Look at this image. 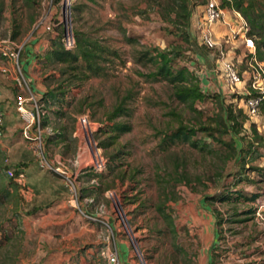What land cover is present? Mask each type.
<instances>
[{"label":"rangeland","instance_id":"374dc122","mask_svg":"<svg viewBox=\"0 0 264 264\" xmlns=\"http://www.w3.org/2000/svg\"><path fill=\"white\" fill-rule=\"evenodd\" d=\"M35 1L38 5L35 12L23 8L22 0L11 2L20 34L12 39L17 28L14 24L9 26L1 16L0 38L25 46L38 35L48 41L49 47L50 38L58 34L63 38L67 27L72 34L85 33L102 47L116 51L120 59L105 58L101 62L104 69L101 77L91 78L80 86L74 81L68 88V77L59 74V66H47L38 59L35 75L42 79L46 90L61 87L58 93H63L61 102L43 108L41 119L44 127L52 129V136L42 141L41 153L59 171L41 169L34 155L36 166L30 181H40L47 175L50 181L58 182L63 197L42 205L41 211L34 213L35 202L31 201L27 188L17 192L19 199L14 191L10 192V198L0 206V241H3L0 264H58L60 258L91 248L93 254L83 256L81 264H107L101 252L108 248L103 243L110 237L107 227L110 218L118 236L129 244L136 263L200 264L205 237L193 219L199 210L203 211V204L216 222L222 221L219 241L211 251L212 264H264V111L256 119L247 118L240 134L233 136L237 149L243 151L238 156L232 155L206 134L211 133L224 143L232 140L218 127L215 116L220 114L221 106L232 104L236 109L242 108L243 86L226 87L225 92L219 85L205 89V94L216 97L197 103L196 111H192L172 97L167 85L141 76L151 70L134 62L135 51L143 48L180 47L184 54L177 60V66L187 67L199 81L205 76V68L192 56L194 45L188 46L180 28L171 24L173 0H69L66 15L63 0ZM251 1L257 11L264 12V0ZM206 2L189 0L191 13L197 19ZM32 13L34 23H30ZM38 19L52 24L53 30L35 33ZM189 28L191 34V24ZM226 39L210 53L215 51L213 55L220 58L218 48H221L226 60L227 54L233 52L234 59L227 61L242 75L249 70V51L241 35ZM236 40L239 43L233 44ZM238 56H242L240 60ZM257 61L264 65V61ZM218 75L222 79L220 70ZM117 104L129 109L130 116L118 118L117 122L128 124L131 131L121 135L112 147L103 149L99 143L106 141V136L96 138V134ZM81 116L88 117L95 126L96 148L92 151L78 126ZM252 124L256 134L250 128ZM180 125L194 130L192 140L204 141L207 147L198 149L177 143L165 149L163 141ZM53 137L57 138L50 140ZM250 144L254 146L252 155L247 153ZM114 155L118 157L113 162L116 168L109 173L107 165ZM96 157L105 161L106 168L100 173L89 170L93 169ZM240 157L244 160H239ZM7 158L0 148V190L8 181L3 166L14 169L5 161ZM93 174L102 176L97 178ZM65 177L75 178L79 197L87 199V205L80 201L77 208L70 202ZM107 193H112L113 198ZM228 195L229 201L220 200ZM238 195L241 197L236 198ZM254 195L258 197L255 201L244 200ZM164 202L173 219L175 234L157 212ZM79 211L94 219L76 232L73 228L80 224L79 218L83 219ZM72 247L79 248L74 251Z\"/></svg>","mask_w":264,"mask_h":264},{"label":"trees","instance_id":"16d2710c","mask_svg":"<svg viewBox=\"0 0 264 264\" xmlns=\"http://www.w3.org/2000/svg\"><path fill=\"white\" fill-rule=\"evenodd\" d=\"M221 8L230 11H235L239 13L248 25L247 36L254 40L256 49V58L260 61H264V12L257 11L253 1L251 0H220ZM23 8L28 10H33L35 12V7H37V1L35 0H22ZM189 0H173L170 7L171 13L174 14V18L171 20V24L176 28H180L183 41L192 46L194 42L192 39V34H190V19L191 10L189 8ZM1 8H0V18H1ZM35 19L33 13L30 16V23H34ZM17 29L16 32H12V39H15L19 35L18 25H15ZM75 39V48L68 51L64 48L62 43V37L58 34L57 37L50 38V45L47 50L37 59L39 61L43 60L47 66H59L57 70L61 76H67L66 82L70 85L76 81L78 86L86 82L91 78H98L104 74V69L101 66V62L105 61V58L111 57L114 59H120L118 53L114 50L102 47L97 41L92 40L85 33L75 32L73 34ZM256 39V41H255ZM128 42L131 39L127 40ZM183 50L180 47L173 48L172 50L165 49L160 50L158 48H143L140 51H135L134 62L139 64L144 69H150L151 71L147 74H142L146 80L154 83H164L172 91V97L184 106H187L190 110H195V105L201 103L207 99L215 98L216 96L205 94L203 91L200 81L187 67H178L177 60L183 56ZM47 87V86H46ZM61 87H57L53 90H46L45 95L38 100L41 108L46 107L49 104H55L61 102L58 91ZM261 110L264 111V102L262 103ZM81 113L80 112H76ZM63 117L66 113L61 114ZM129 109L124 107L122 104H117L112 112L106 117V124L99 129L96 134V138L100 136H106V141L99 143V147L107 149L116 144L119 137L123 134H127L131 131L128 124L117 122L118 118L129 117ZM247 120L246 115L242 109H236L232 104L221 106L220 114L215 116V122L218 127L222 130L223 134L230 135L232 140L229 143H224L220 139H215L214 135L207 133L206 135L219 142L222 146L228 148L232 155H240L243 149H237L235 140L233 136H237L243 129L244 123ZM42 126L44 127V122L42 121ZM253 133L256 134L255 126L252 124L250 126ZM208 131V129H202ZM196 134L194 130H189L188 128L180 125L177 130H175L171 135H168L163 141L165 149H168L171 145L177 143L189 144L193 148L204 149L207 144L203 141H193V137ZM57 137H53L55 139ZM253 145H249L247 153L252 155L254 153ZM117 155L111 157V163L107 165V170L113 172L116 166L113 164L117 160ZM243 161V158H239ZM21 167L24 165H18L14 167L15 171L23 172ZM106 168V167H105ZM9 168L3 166L2 170L5 172ZM94 171L93 169H89ZM255 171H260L258 169H253ZM243 173H239L240 178H244ZM94 177H101L102 175L93 174ZM8 178V177H7ZM98 186V184L96 185ZM97 188V187H96ZM100 190L99 188H97ZM22 187L16 184L12 179L8 178V181L4 188L0 190V206L5 200L10 198V192L14 191L15 196L18 197L17 192H21ZM81 191V190H80ZM240 198L241 196L238 195ZM83 197L80 195V200L83 201ZM258 197L254 195L250 199L244 198L246 201H255ZM210 199V198H207ZM230 195L221 198L220 200L229 201ZM165 202L164 204L157 207V212L161 216L170 231L175 234L176 230L174 227L173 219L166 211ZM41 211V208L34 209V213ZM17 214V213H16ZM221 219L217 220V226L220 227ZM3 241H0V248L2 247ZM212 264V261H211Z\"/></svg>","mask_w":264,"mask_h":264},{"label":"crops","instance_id":"0c3cea01","mask_svg":"<svg viewBox=\"0 0 264 264\" xmlns=\"http://www.w3.org/2000/svg\"><path fill=\"white\" fill-rule=\"evenodd\" d=\"M12 1L14 0H10V3H7V0H0V8L2 11L1 16L4 21L6 19V23L9 26L11 24H14V26L19 24L16 21L17 19L15 15H12V12L14 11L11 5ZM224 13V22L216 24L213 29L215 39L220 47L224 37L228 34V25L233 27L239 26V23H235L234 21V12L224 9ZM2 18H0V20ZM196 22L197 18L192 14L190 19V24L193 28L192 32L196 26ZM7 33L10 34V31H7ZM232 43L235 44L239 42L236 40ZM48 44V41L43 40L41 36L37 35L36 37H32L27 45L24 46L20 56V69L25 81L24 89H18L11 76L0 74V112L3 114V137L0 140V148L4 151V154L9 157L5 161L8 162V164L10 163L12 167L24 165V167H21L20 169H22L24 174L25 187L27 186L28 195H30L31 201L35 202L36 208H41V206L46 203H54L57 200H60V198L63 197V191L57 188L58 182L50 181V179H48L49 177L47 178V175H43L40 181H30V174H33L32 170L36 166H34L33 163L36 161L33 160L34 152L32 150V142H26L22 138L21 133L24 127V121L16 111L15 98L17 95H23L26 97L32 95L36 100H40L45 95L46 86L43 84L42 79L35 75V68L37 67V57L48 48ZM193 45L192 56H194L196 62L203 65L205 68V76L200 77V85L202 89L209 90L213 89L214 86L219 85L222 88V91L225 92L226 86L224 81L218 75V70H220L222 62L218 59L217 55H213L216 54V52L214 51L211 54L210 51L200 47L198 44ZM241 57L242 56H238V60H240ZM233 59L234 54L230 51L226 56V60ZM3 64H6V66L12 71L13 65L11 63ZM8 168H11L10 165ZM30 186H32V188H30ZM205 206V204L202 205L203 211L199 210L193 220L199 224L201 232H203L205 237L204 248L202 250L203 256L200 264H211V251L219 241L220 231L213 213L205 208ZM79 212L83 219L79 218L78 222L80 224L73 228L76 232L79 229L81 230L83 228L82 226L89 223L90 221L88 220L94 219L93 216L88 215V213L83 211ZM109 224L110 225L107 227L110 233V240L109 242L104 241L103 245L108 248L110 247L109 249L117 254L120 264H138L133 258L129 244L118 236L119 231L116 229L112 218H110ZM78 248L79 247H72V250L75 251L78 250ZM91 249H87L86 252L77 253L76 255L70 254L63 259L60 258L57 263L81 264L84 262L83 256L87 257V255L93 254Z\"/></svg>","mask_w":264,"mask_h":264},{"label":"built area","instance_id":"2783aa9c","mask_svg":"<svg viewBox=\"0 0 264 264\" xmlns=\"http://www.w3.org/2000/svg\"><path fill=\"white\" fill-rule=\"evenodd\" d=\"M63 7L66 9L70 7L69 0H63ZM224 9L218 3V0H207L202 15L197 19L196 26L194 27L192 38L195 42L204 49L212 51L218 47V43L214 35V26L218 23L224 22ZM234 21L239 23V26L233 27L228 25V34L226 40L241 35L250 54V62L248 64L249 70L244 74L240 75L235 69L231 61L224 60V52L221 48H218L219 60L222 64L220 65L221 77L226 87L237 88L243 86L244 91L242 93V110L248 119H256L259 117L261 112V106L264 102V65L259 63L256 59V49L254 40L247 36L248 25L243 17L234 12ZM65 24L67 25V16H65ZM35 33L40 32H51L53 25L45 22L43 19H38L34 24ZM63 46L66 50L71 51L75 48V39L72 32L65 27L64 36L62 38ZM24 48V44H20L11 39L0 38V74L11 76L15 85L18 89L25 88V81L20 69V56ZM11 63L13 65L12 71L6 64ZM1 97V92H0ZM15 107L18 115L24 121V127L22 129V137L26 141L32 142V149L38 166L41 169L58 172L59 169H53L52 166L47 162L44 155L41 153L42 141L49 136H52V129L41 126V119L43 111L38 100L32 95L28 97L23 95H17L15 98ZM78 126L81 129L83 135H85L88 149L90 151L96 148V143L93 141V134L95 132V126L90 123L88 117L81 116L78 120ZM3 137V114L0 112V140ZM76 164L73 163V165ZM105 169V161L101 157L94 158L93 170L95 172H102ZM7 177L12 179L16 184L20 185L24 191L25 181L23 172L15 171V169H8L6 171ZM66 178L68 192L70 194V202L78 208L80 205L79 197V185L75 178L72 180L69 177ZM109 198H113L112 193H107ZM85 205L88 200L85 199ZM74 207V208H75ZM92 219V218H88ZM109 237L106 241L109 242ZM102 257L106 259L107 264H120L117 254L111 249L107 248L101 252Z\"/></svg>","mask_w":264,"mask_h":264}]
</instances>
